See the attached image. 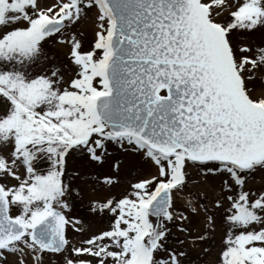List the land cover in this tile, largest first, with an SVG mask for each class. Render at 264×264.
<instances>
[{"label": "snow or ice", "instance_id": "snow-or-ice-1", "mask_svg": "<svg viewBox=\"0 0 264 264\" xmlns=\"http://www.w3.org/2000/svg\"><path fill=\"white\" fill-rule=\"evenodd\" d=\"M0 264H264V0H0Z\"/></svg>", "mask_w": 264, "mask_h": 264}]
</instances>
